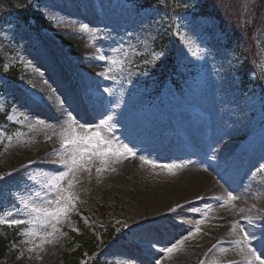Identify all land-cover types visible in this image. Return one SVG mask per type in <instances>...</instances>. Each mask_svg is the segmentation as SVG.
Returning a JSON list of instances; mask_svg holds the SVG:
<instances>
[{
  "label": "rangeland",
  "instance_id": "1",
  "mask_svg": "<svg viewBox=\"0 0 264 264\" xmlns=\"http://www.w3.org/2000/svg\"><path fill=\"white\" fill-rule=\"evenodd\" d=\"M212 1L224 18L225 31L236 26L245 34L242 21L226 2ZM84 3L93 19L83 14ZM27 7L47 20L44 29H35L30 19L17 22L12 16L0 22V112L6 113L7 122L0 123V193L8 197L0 217L27 221L31 216L26 214L25 201L32 206L55 200V189L49 190L47 181L67 170L54 160L69 158L71 149L60 148L61 132L68 126L84 134L86 128L81 126L95 130L100 120L111 116L108 126L100 129L102 135L135 148V155L108 157L106 163L91 156L84 162L89 170L81 167L65 178V188L68 180L74 181L77 199L67 218L60 219L50 242L25 235L29 230L52 232L50 226L0 223L17 226L19 234L5 260L65 264L62 255L76 247L69 232H79L82 224L95 233L114 227L122 236L102 249L109 264H200L201 260L211 264L213 259L221 264H246L239 246L232 243L242 236L238 229L232 230V223L245 226L240 214L246 210L245 216L255 221L257 237L264 235L261 51L252 54L259 78L252 73V83L244 85L238 67L253 45L231 47L219 19L195 14V10L167 13L162 9L165 3L153 8L144 0H34ZM158 35L167 37V52L156 47ZM167 53L173 54L174 69L165 80L151 67ZM93 58L99 67L94 74L100 76V69L107 74L94 84L89 75ZM13 68L18 74L10 80ZM48 75L56 84L48 82ZM52 92L57 97L51 98ZM63 92L72 100L59 95ZM218 97L235 117L220 112L214 102ZM7 124L16 128L10 130ZM193 136L204 137L208 147L211 142L217 148L213 151L198 140L200 150L191 152V157L196 164L204 161L203 167L182 166L171 158L175 151L183 154V139ZM220 152L225 158L211 169L205 160L210 163ZM127 163L130 167L124 172ZM164 165L180 167L170 172ZM97 168L103 171L97 173ZM191 168L203 169L207 179L186 194L181 178L194 172ZM249 182L251 188L245 189ZM229 192L234 199L224 203ZM234 203L238 204L235 210L225 214L223 208ZM177 205L181 207L169 211ZM197 220H203L199 233L184 239L179 251H163L187 237ZM215 240L220 243L209 252ZM253 243L257 254H264V247Z\"/></svg>",
  "mask_w": 264,
  "mask_h": 264
},
{
  "label": "snow or ice",
  "instance_id": "2",
  "mask_svg": "<svg viewBox=\"0 0 264 264\" xmlns=\"http://www.w3.org/2000/svg\"><path fill=\"white\" fill-rule=\"evenodd\" d=\"M82 28H86L85 25H81ZM98 75H104V73H99ZM104 92H109L108 88L104 89ZM70 115V114H69ZM111 120V116L106 119H102L95 126V130H91V126H81L86 128V132L81 134L76 131L75 127L68 126L64 131L61 132L62 142L60 145L61 150L71 149L69 158L67 160H60L58 163L64 165L67 169L66 171L59 172L56 175H53L48 179L47 183L52 188L55 189L56 197L55 200H42L39 204H34L29 206L27 201L24 202V206L28 209L26 214H29L31 218L27 221L22 220H5L3 217H0V223H9V224H40L42 227L50 226L52 232L39 233L37 231L29 230L25 235L31 237L40 236L41 243L50 242L49 237L55 235L58 231L57 225L61 218H67L69 208L75 205L77 197L74 195L72 189L74 187V181L68 180L67 187L63 186V181L68 177L75 169L84 167L85 170H89L84 162L85 160H90L91 156H96L101 159L102 163H106L108 157L121 158L129 154L135 155L133 149L130 148L127 144H121L119 142H114L111 139L104 137L100 129L108 126V121ZM141 160L144 161L145 158L141 157ZM170 172L173 168H179L180 165H164ZM264 167V166H262ZM97 173L103 171L101 168L96 169ZM199 199V197H198ZM220 199V198H216ZM234 199L231 192L228 193L227 200L224 203H230ZM181 206L177 205L175 208H170L169 211H176V208ZM192 211H197L192 209ZM207 213H204L206 217ZM248 225L255 227V221L252 218H247ZM203 223V220H197L196 226L193 231L188 232L187 237L182 238L180 241H177L175 244H172L170 247L163 249L166 253H173L179 251V246L182 244L184 239L193 237L194 233H199L201 231L200 225ZM264 224V221L261 222ZM239 230V233L242 236L238 237L232 243L236 246H239V252L243 255V260L246 264H264V254L258 255V249L255 247L253 242H257L264 247V235L257 237L255 231H248L245 227L241 226L239 222L233 221L232 230L235 232ZM219 243V242H218ZM217 245H213L212 249H209L211 252L215 249ZM222 252L224 249H220ZM156 264H160V261H157ZM200 264H206L204 260H201ZM211 264H221L219 260L213 259ZM227 264H232L231 261H228Z\"/></svg>",
  "mask_w": 264,
  "mask_h": 264
},
{
  "label": "trees",
  "instance_id": "3",
  "mask_svg": "<svg viewBox=\"0 0 264 264\" xmlns=\"http://www.w3.org/2000/svg\"><path fill=\"white\" fill-rule=\"evenodd\" d=\"M29 0H0V22L8 15H13L15 20L24 21L28 19L26 9H30L28 4ZM151 4L161 6L165 3L164 9L168 12L181 11L184 8H197L198 13L201 15H210L212 17L219 18L222 28L225 31V25H223L224 18L216 10V3L212 0H148ZM163 1V2H162ZM192 1H196L195 5H192ZM228 8L232 9V12L236 14L235 17L242 21V30H245V34L240 30L236 29V26L232 27L229 31H225L228 39V43L237 46L247 47L253 45L249 51L244 52V58H242L239 66L240 75L245 83L248 82L249 75L255 71V60L252 54L259 49V52L264 54V0H224ZM172 3V6L169 4ZM223 4V5H225ZM19 7V8H18ZM25 7H27L25 9ZM224 7V6H222ZM17 8L19 10H17ZM233 17V16H232ZM37 24L43 21L40 18L34 17ZM44 26V23H41ZM239 30V31H238ZM162 36L158 38V46L162 44ZM259 42L258 47L255 46L256 42ZM162 46L166 47V44ZM245 50V49H243ZM260 53V55H261ZM169 59V57H168ZM167 61V60H166ZM2 59L0 57V66ZM163 76L168 71V64L164 61L160 63L158 70ZM15 71H11L12 75H15ZM0 120L4 122L3 115H0ZM3 198L0 193V204H2ZM81 228L79 232L70 231L69 236L72 244H76V247L69 253L62 255L63 262L65 264H80V262L86 258L84 264H108L102 257V247L108 242L116 240V233L111 229L105 234V242L102 247L97 244L94 234L89 227L80 224ZM18 234L16 227L6 228L0 225V264H25L22 261H12L10 263L5 262L3 259L7 253L8 243L14 239Z\"/></svg>",
  "mask_w": 264,
  "mask_h": 264
},
{
  "label": "bare ground",
  "instance_id": "4",
  "mask_svg": "<svg viewBox=\"0 0 264 264\" xmlns=\"http://www.w3.org/2000/svg\"><path fill=\"white\" fill-rule=\"evenodd\" d=\"M68 2V1H67ZM65 6H66V4H65ZM86 7H87V5H86V3H84V5H83V7H82V12H83V14L85 15V17L86 18H88V16H92V19H93V15H91V14H89V12H90V9L89 8H87V11H86ZM115 8V7H114ZM113 8V9H114ZM110 11H112V8L110 9ZM95 17V16H94ZM67 18V17H66ZM49 50L51 51V52H53V49L49 46ZM43 63H44V61H43ZM45 65H47L46 63H44ZM92 64L94 65V66H92L91 67V73L89 74L90 75V77L92 78V80H93V84H94V82L95 81H100V80H102V78H104V76H102V75H100V76H96L94 73L95 72H97L98 71V69H99V67H98V64H97V62H96V60L93 58V60H92ZM108 65V64H107ZM99 73H104V75L105 76H107V74H106V71L105 70H102V69H100L99 70ZM59 75V74H58ZM61 75L62 76H64L65 74L61 71ZM99 79V80H98ZM48 82L50 83V82H52L53 84H56V82H53V81H51V79H50V76L48 75ZM41 85H43V83L41 82ZM36 85H34V87H35ZM37 89H40V87H37ZM47 90V89H46ZM192 91V90H191ZM52 93H54V92H52ZM59 95L60 96H62L63 98H67V99H70V100H72L71 99V97H72V95H68L67 93H65V92H63V93H59ZM51 96V98H54V97H57V94L56 93H54V94H51L50 95ZM214 102H216V103H218V105H219V109H220V112L222 111L224 114H226V115H228L230 118H233V117H235V115L234 114H232V113H230L229 112V109L227 108V106H226V104H225V102H224V99L223 98H216V99H214ZM195 125H200L201 126V124H195ZM189 127H193L192 125L190 126V125H188ZM200 128V127H199ZM137 144V143H136ZM195 144V142H190L189 143V145H190V147L192 148L191 150H190V152H192L193 151V146L192 145H194ZM186 145H188L187 144V142L185 143V145L184 146H186ZM232 145V147H237V144H231ZM133 149H135V148H133ZM194 149H195V147H194ZM213 149L215 150V151H217V148L215 147V146H213ZM189 152V154L188 155H190L191 153ZM185 153H187V152H185ZM237 157H238V155H236ZM45 157H47V155H45ZM172 159H175V160H177L178 161V163L179 164H183L182 166H186L187 167V165H189V164H191L192 166H198V167H203L204 166V161L203 162H198L197 164H196V162H197V160L195 159V157H188V159H186V160H183V159H179L178 158V156H174V157H171ZM223 158H225V156L223 155V153L222 152H220V154L217 156V157H213L212 158V160L210 161V163H209V161H207V160H205L209 165H210V168L212 169V168H214V166H215V164L217 163V162H220ZM167 160H168V157L166 158ZM130 164H126V165H124V169H123V171L124 172H126L128 169H129V166ZM191 169H193V168H191ZM193 171L194 172H192L191 174H189V175H186V176H184V177H182L181 178V181L183 182V187H182V192L183 193H186V194H191L192 192V190L193 189H195L196 188V186L197 185H199V184H201L203 181H205L206 179H207V175H206V173H205V171L203 170V169H201V168H199V169H193ZM244 187H245V189H250L251 188V182H249V184H245L244 185ZM219 191H221L222 189H221V187H218L217 188ZM242 191V190H241ZM238 204L237 203H234V204H231V205H229L230 207H225V208H223V212L225 213V214H228V215H230L229 213H231L233 210H235V209H232V208H236V206H237ZM240 205V204H239ZM247 207V206H246ZM239 209H242L241 207H238ZM258 211V210H257ZM244 213H248V211H246V210H243V213H241L240 214V217H242V218H244V220H245V223L243 224V225H245V226H243V227H247V228H249V229H246V230H248V231H255V235L256 236H258V232L256 231V230H254V228L253 227H251V226H249L248 225V221H247V218H252L251 216H249L248 214H246V216H245V214ZM225 216V215H224ZM226 218V217H225ZM251 229H253V230H251Z\"/></svg>",
  "mask_w": 264,
  "mask_h": 264
}]
</instances>
